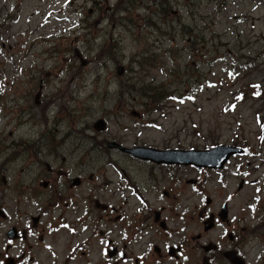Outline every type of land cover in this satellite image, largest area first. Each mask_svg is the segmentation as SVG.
<instances>
[{"label": "rangeland", "instance_id": "rangeland-1", "mask_svg": "<svg viewBox=\"0 0 264 264\" xmlns=\"http://www.w3.org/2000/svg\"><path fill=\"white\" fill-rule=\"evenodd\" d=\"M165 1L0 0V52L3 39L7 49L19 45L0 53V145L15 143L19 158L9 167L62 168L61 176L74 167H106V179L113 167H199L157 166L109 141L239 145L245 154L193 176L206 180L197 186L206 188L211 207L230 199L234 216L242 209L250 231L241 254L245 264H264V0ZM139 82L146 96L129 91ZM150 88L168 95L156 102ZM99 119L107 123L103 131L94 127ZM198 193L194 234L204 228L199 211L206 202ZM219 233L209 236L216 241ZM226 258L218 264H231Z\"/></svg>", "mask_w": 264, "mask_h": 264}, {"label": "flooded vegetation", "instance_id": "flooded-vegetation-1", "mask_svg": "<svg viewBox=\"0 0 264 264\" xmlns=\"http://www.w3.org/2000/svg\"><path fill=\"white\" fill-rule=\"evenodd\" d=\"M1 47L19 51L18 43L7 49L4 39ZM11 144L0 145V264H218L228 251L242 255L250 231L242 209L234 216L230 199L211 207L206 188L197 186L206 180L193 176L220 169L113 167L106 179V167L92 173V167H74L61 176L62 168L9 167L19 158ZM197 188L206 206L199 211L203 231L194 234L190 212ZM216 230L214 241L209 233Z\"/></svg>", "mask_w": 264, "mask_h": 264}, {"label": "water", "instance_id": "water-1", "mask_svg": "<svg viewBox=\"0 0 264 264\" xmlns=\"http://www.w3.org/2000/svg\"><path fill=\"white\" fill-rule=\"evenodd\" d=\"M125 72L124 66L118 68V74L123 75ZM135 116H139L140 113L134 111ZM107 123L104 119H99L95 122L94 127L98 131L106 129ZM108 147L117 148L126 153L144 160H151L158 164H194L199 167H207L214 169L223 168L227 162L235 155L244 153V149L239 146L230 144H220L213 148L207 149H162L153 146H135L127 147L116 141H109ZM243 182L240 184L242 188ZM227 206L225 205L224 208ZM209 250L210 246H206ZM226 256L233 264H245V258L237 255L235 251H228Z\"/></svg>", "mask_w": 264, "mask_h": 264}, {"label": "trees", "instance_id": "trees-1", "mask_svg": "<svg viewBox=\"0 0 264 264\" xmlns=\"http://www.w3.org/2000/svg\"><path fill=\"white\" fill-rule=\"evenodd\" d=\"M188 30H189V26H186V25L182 26L183 32L187 33ZM155 60L157 61V59H155ZM143 69H145V68H143ZM139 83L143 84V86L140 89H138L136 87V83H135L134 86H132V88L129 91L133 92L134 90H141L142 94H144L146 96L147 94L144 93V83L145 82H139ZM150 91L152 93H149V95L152 96L154 101H156V102L163 100V98L168 95L166 92H164V90L162 88H150Z\"/></svg>", "mask_w": 264, "mask_h": 264}, {"label": "bare ground", "instance_id": "bare-ground-1", "mask_svg": "<svg viewBox=\"0 0 264 264\" xmlns=\"http://www.w3.org/2000/svg\"><path fill=\"white\" fill-rule=\"evenodd\" d=\"M28 122H30L29 119H28Z\"/></svg>", "mask_w": 264, "mask_h": 264}]
</instances>
